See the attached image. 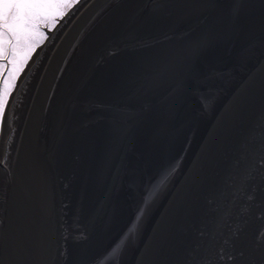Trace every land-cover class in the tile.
Returning <instances> with one entry per match:
<instances>
[{"label": "water", "instance_id": "water-1", "mask_svg": "<svg viewBox=\"0 0 264 264\" xmlns=\"http://www.w3.org/2000/svg\"><path fill=\"white\" fill-rule=\"evenodd\" d=\"M66 12L0 124V264H264V0Z\"/></svg>", "mask_w": 264, "mask_h": 264}, {"label": "snow or ice", "instance_id": "snow-or-ice-1", "mask_svg": "<svg viewBox=\"0 0 264 264\" xmlns=\"http://www.w3.org/2000/svg\"><path fill=\"white\" fill-rule=\"evenodd\" d=\"M78 3L80 0H0V78L5 85L8 76L4 73L11 74L10 65L17 63L21 49L34 37L43 36L41 29L49 27V22L54 25L63 19L67 15L63 9ZM9 95L7 88H0V120L5 117ZM258 241H264V232L258 236ZM114 255L115 249L99 257L97 264H112ZM226 259L231 261L233 257L229 255Z\"/></svg>", "mask_w": 264, "mask_h": 264}, {"label": "flooded vegetation", "instance_id": "flooded-vegetation-1", "mask_svg": "<svg viewBox=\"0 0 264 264\" xmlns=\"http://www.w3.org/2000/svg\"><path fill=\"white\" fill-rule=\"evenodd\" d=\"M63 11L66 12L67 9H63ZM57 15H59V14H57ZM56 23L53 25L51 22H49V27L41 29V31L43 32V36L38 35V36L34 37L31 40L30 44L25 45L21 49V54L17 58V63L10 65L11 74H9L8 72L4 73L5 76H8V83L5 85L3 82V79L0 78V88H7L9 90V92L11 93V91L14 89V86L16 84V81H17L20 73L25 68L26 63L31 58L34 50L36 49L37 46H39L41 43H43V41L45 40V38L48 34V30L52 29L56 25ZM1 122H2V120H0V124H1Z\"/></svg>", "mask_w": 264, "mask_h": 264}, {"label": "bare ground", "instance_id": "bare-ground-1", "mask_svg": "<svg viewBox=\"0 0 264 264\" xmlns=\"http://www.w3.org/2000/svg\"><path fill=\"white\" fill-rule=\"evenodd\" d=\"M28 61H29V60H28ZM28 61H27V63H28ZM27 63H26V66L28 65ZM26 66H25V67H26ZM22 71H23V70H22ZM21 73H22V72H21ZM21 73H20V75H21ZM20 75H19V77H18V80H19V78H20ZM17 83H18V82H17ZM17 83H16V84H17Z\"/></svg>", "mask_w": 264, "mask_h": 264}]
</instances>
